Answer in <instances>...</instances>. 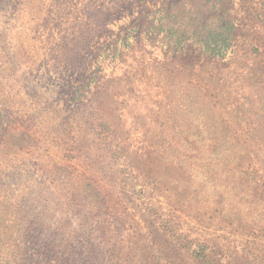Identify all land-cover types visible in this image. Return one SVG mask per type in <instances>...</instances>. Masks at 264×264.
<instances>
[{"label":"rangeland","instance_id":"1","mask_svg":"<svg viewBox=\"0 0 264 264\" xmlns=\"http://www.w3.org/2000/svg\"><path fill=\"white\" fill-rule=\"evenodd\" d=\"M201 254L264 264V0H0V264Z\"/></svg>","mask_w":264,"mask_h":264},{"label":"trees","instance_id":"2","mask_svg":"<svg viewBox=\"0 0 264 264\" xmlns=\"http://www.w3.org/2000/svg\"><path fill=\"white\" fill-rule=\"evenodd\" d=\"M167 10L166 13L169 14V8L165 9ZM228 27L223 28V30L217 29L216 31H209L206 33V42L204 43V51L209 52L212 54V56H219L222 55L231 45H233L234 42V34L232 33V30L230 29L229 22H227ZM175 38V37H174ZM180 36L177 37L176 40H179ZM221 40L224 42L225 46L223 47V51L221 50V47L218 45V41ZM178 43V41H176ZM204 264H211L206 255L201 254L199 256Z\"/></svg>","mask_w":264,"mask_h":264}]
</instances>
